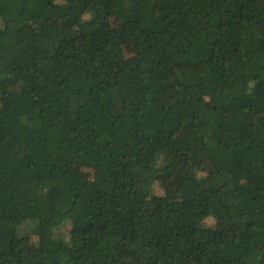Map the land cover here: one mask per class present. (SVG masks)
Here are the masks:
<instances>
[{"label":"trees","instance_id":"trees-1","mask_svg":"<svg viewBox=\"0 0 264 264\" xmlns=\"http://www.w3.org/2000/svg\"><path fill=\"white\" fill-rule=\"evenodd\" d=\"M0 264H264V0H0Z\"/></svg>","mask_w":264,"mask_h":264},{"label":"rangeland","instance_id":"rangeland-1","mask_svg":"<svg viewBox=\"0 0 264 264\" xmlns=\"http://www.w3.org/2000/svg\"><path fill=\"white\" fill-rule=\"evenodd\" d=\"M123 26V21L119 20V21H115L113 22V28L116 29H121V27ZM123 53H124V57L126 59H131L134 57V50H133V46L131 44H127L123 47ZM212 99H210L209 102H211ZM87 175H90L89 171L86 172ZM169 197L171 199H175V196H170ZM38 245V240L37 238L31 236L27 241H25V243L23 244V246L30 252L34 251L37 248Z\"/></svg>","mask_w":264,"mask_h":264}]
</instances>
